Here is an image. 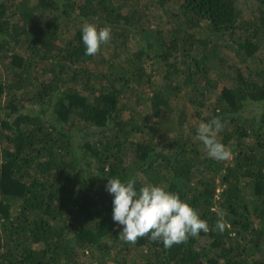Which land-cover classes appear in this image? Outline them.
<instances>
[{
    "label": "trees",
    "instance_id": "16d2710c",
    "mask_svg": "<svg viewBox=\"0 0 264 264\" xmlns=\"http://www.w3.org/2000/svg\"><path fill=\"white\" fill-rule=\"evenodd\" d=\"M84 22L111 27L95 56ZM263 45L264 0H0V264H264ZM216 117L227 162L196 138ZM110 178L209 232L121 240Z\"/></svg>",
    "mask_w": 264,
    "mask_h": 264
},
{
    "label": "clouds",
    "instance_id": "9594fccd",
    "mask_svg": "<svg viewBox=\"0 0 264 264\" xmlns=\"http://www.w3.org/2000/svg\"><path fill=\"white\" fill-rule=\"evenodd\" d=\"M111 38L110 26L98 28L89 22L82 25V40L88 56L99 54ZM223 127L219 117L201 122L196 138L202 142L210 158L227 162L233 158V153L218 139ZM106 190L114 195L113 220L123 226L119 238L125 242L135 244L138 238L147 237L170 249L210 230L208 222L200 218L196 209L181 200L178 193L161 186L148 184L137 189L134 179L122 182L119 178H110ZM226 226L223 217L215 224L220 232Z\"/></svg>",
    "mask_w": 264,
    "mask_h": 264
},
{
    "label": "rangeland",
    "instance_id": "374dc122",
    "mask_svg": "<svg viewBox=\"0 0 264 264\" xmlns=\"http://www.w3.org/2000/svg\"><path fill=\"white\" fill-rule=\"evenodd\" d=\"M241 4L246 8L247 7V5L246 4H244V2H241ZM247 4H251V0H247ZM246 11V15H247V13L250 11V10H245ZM247 17V16H246ZM163 21H166V20H164L163 19ZM132 44H134V42H132ZM223 47H225L224 45H223ZM223 54H224V56H226V58H227V66H230V69H232L233 68V66L234 65H243L244 66V64H242L241 63V61H240V58H239V55L237 54V52H236V50H232V49H228L227 47L226 48H224L223 49ZM260 53H261V55L260 56H262V58H264V45L262 46V48H261V50H260ZM259 53V54H260ZM0 69L3 71V72H6V70H5V68H4V66L2 65V63H0ZM184 103V100L182 99V100H179V104L180 105H182ZM126 157H127V163H130V162H132L133 161V159H134V155H133V150H132V148L131 147H128L127 149H126Z\"/></svg>",
    "mask_w": 264,
    "mask_h": 264
}]
</instances>
